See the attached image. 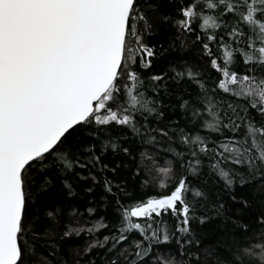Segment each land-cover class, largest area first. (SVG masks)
Masks as SVG:
<instances>
[{"label": "snow or ice", "instance_id": "1", "mask_svg": "<svg viewBox=\"0 0 264 264\" xmlns=\"http://www.w3.org/2000/svg\"><path fill=\"white\" fill-rule=\"evenodd\" d=\"M0 264H264V0H0Z\"/></svg>", "mask_w": 264, "mask_h": 264}, {"label": "trees", "instance_id": "2", "mask_svg": "<svg viewBox=\"0 0 264 264\" xmlns=\"http://www.w3.org/2000/svg\"><path fill=\"white\" fill-rule=\"evenodd\" d=\"M171 258L172 257L169 254H164L163 257H162L163 260H170Z\"/></svg>", "mask_w": 264, "mask_h": 264}]
</instances>
